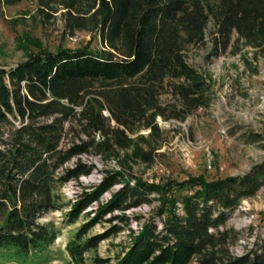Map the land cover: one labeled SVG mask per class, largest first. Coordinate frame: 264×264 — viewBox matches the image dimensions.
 Here are the masks:
<instances>
[{"label": "trees", "instance_id": "trees-1", "mask_svg": "<svg viewBox=\"0 0 264 264\" xmlns=\"http://www.w3.org/2000/svg\"><path fill=\"white\" fill-rule=\"evenodd\" d=\"M57 1L72 27L91 22L107 49L39 50L0 67V261L42 254L57 229L39 218L66 209L64 225L85 218L64 244L63 264H84L87 252L123 228L128 242L112 263L94 254L92 264H264V231L235 254L230 246L239 232L225 225L238 202L264 185V162L241 176L214 180L196 175L148 182L126 171L132 158L149 159L138 141L158 131L154 117L160 114L157 96L164 84L183 108L173 117L208 104V84L185 61L186 47L202 40L210 22L222 46L235 34L243 44L263 48L264 0ZM139 127L149 129L145 138L125 133ZM87 153L115 157L119 169L82 185L77 178L95 169L80 159ZM69 180L77 185L71 200L60 192ZM150 194L157 205L133 233L124 211L148 203ZM103 222L101 232L88 234Z\"/></svg>", "mask_w": 264, "mask_h": 264}, {"label": "rangeland", "instance_id": "rangeland-1", "mask_svg": "<svg viewBox=\"0 0 264 264\" xmlns=\"http://www.w3.org/2000/svg\"><path fill=\"white\" fill-rule=\"evenodd\" d=\"M71 22L66 9L57 0L44 5L36 0H18L12 4L0 0V67L12 66L39 50L52 52L56 48L85 47L98 53L107 49L91 22L81 29L72 27ZM183 54L187 64L205 77L209 88L205 96L208 104L181 118L173 117L175 113L182 115L183 108L181 101L164 84L157 96L160 114L154 117L158 131L145 141H138L143 150H149V159L132 158L126 171L148 182L182 180L196 175L214 180L241 176L263 163L264 46L245 45L241 39H235V34L222 46L215 27L208 22L202 40L188 45ZM102 114L106 112L103 110ZM110 125H113L111 120ZM136 127L135 123L133 128ZM148 132V128L139 127L132 133H125L130 138L139 135L145 138ZM80 159L95 166L89 175L77 178L82 185L98 182L107 169H119L115 157L104 160L98 154L87 153ZM71 162L69 160L68 164ZM76 187V182L69 180L61 186L60 192L65 199L71 200ZM108 192L110 190L101 194L99 201L104 202L103 197ZM182 193H189V190ZM153 197L150 194L148 203L124 211L128 223L135 220L141 225L157 205ZM65 210H53L39 218L40 222L51 221L57 229L52 244L42 254L24 260L0 261V264H63L67 258L64 244L85 218L80 215L72 224L64 225ZM263 217L264 185L252 196L241 199L228 213L225 225L239 232V238L230 246L232 253H241L253 243L256 235L263 236ZM106 226L104 222L97 223L88 234L101 232ZM128 236L123 228L103 239L93 252L85 254L84 264H92L90 259L94 254L112 263L113 256L127 244Z\"/></svg>", "mask_w": 264, "mask_h": 264}, {"label": "built area", "instance_id": "built-area-1", "mask_svg": "<svg viewBox=\"0 0 264 264\" xmlns=\"http://www.w3.org/2000/svg\"><path fill=\"white\" fill-rule=\"evenodd\" d=\"M109 197V192L106 194V197H103L104 201ZM129 229L133 232V233H137L139 231V229L141 228L140 223L136 222L135 220L132 221L131 223H129Z\"/></svg>", "mask_w": 264, "mask_h": 264}]
</instances>
